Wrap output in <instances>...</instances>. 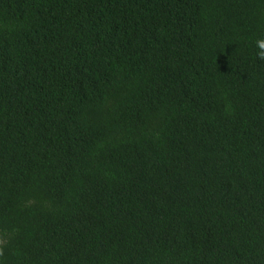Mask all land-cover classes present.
Wrapping results in <instances>:
<instances>
[{"label": "trees", "instance_id": "obj_1", "mask_svg": "<svg viewBox=\"0 0 264 264\" xmlns=\"http://www.w3.org/2000/svg\"><path fill=\"white\" fill-rule=\"evenodd\" d=\"M264 0H0V264H264Z\"/></svg>", "mask_w": 264, "mask_h": 264}, {"label": "clouds", "instance_id": "obj_2", "mask_svg": "<svg viewBox=\"0 0 264 264\" xmlns=\"http://www.w3.org/2000/svg\"><path fill=\"white\" fill-rule=\"evenodd\" d=\"M257 52L256 55L260 60H264V39L256 41Z\"/></svg>", "mask_w": 264, "mask_h": 264}]
</instances>
